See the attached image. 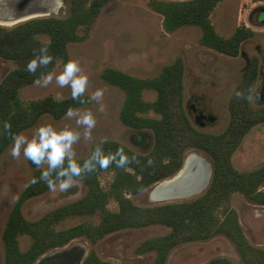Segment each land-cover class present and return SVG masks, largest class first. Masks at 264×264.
<instances>
[{
    "label": "trees",
    "instance_id": "16d2710c",
    "mask_svg": "<svg viewBox=\"0 0 264 264\" xmlns=\"http://www.w3.org/2000/svg\"><path fill=\"white\" fill-rule=\"evenodd\" d=\"M113 0H69V13L65 17L36 18L14 27L0 26V59L21 63L10 71L0 83V129L3 123L11 124L12 133H23L43 116L61 120L69 107L79 109L91 104L88 96L80 100L71 97L56 100L52 96L24 101L20 92L34 85L33 80L41 72H53L59 65L71 59L69 46L83 43L98 21L102 10ZM224 0H149L150 9L163 17L167 33L189 26L202 30L200 45L228 57H238L242 45L255 36V32L242 25L228 37L216 31L212 16ZM43 46L53 55V62L38 69L35 75L26 71V64ZM185 65L182 59L164 67L152 79H142L120 70L108 68L102 73L105 83L119 88L125 94L120 111L121 123L134 131H149L154 142L148 153H138L127 146L106 140L105 153L123 148L129 157H135L125 168L109 165L97 168L78 179L86 188V194L72 203L63 205L36 221L23 215L22 208L28 201L50 192L39 178L38 170L30 161L33 170L31 181L21 193L10 212L3 232L5 251L4 264H35L44 254L64 248L74 240L85 238L97 244L107 236L127 230L164 226L165 235L142 242L136 253H154L153 264H167L171 253L181 245L205 242L224 237L232 243L242 264H264V248L252 245L240 223L238 212L231 206L232 197L242 195L249 203L264 206V165L252 171L241 172L233 163V156L250 131L264 125V108L255 110L250 105L259 77V62L253 59L245 69L239 90L244 96L237 99L233 93L229 102L230 121L220 134L198 130L191 122L184 100ZM154 91L156 99H144V92ZM152 114L156 116H152ZM100 143V142H99ZM97 143V144H99ZM96 144V145H97ZM12 145L10 134L0 131V158ZM95 145V146H96ZM89 154L79 159H86ZM190 150L205 153L212 167V178L206 191L189 201L140 207L131 196H137L155 184L174 176L183 166L185 155ZM152 163L149 164L148 161ZM111 174L108 188L100 177ZM115 202L117 211L110 208ZM88 218L66 229H59L69 218ZM99 218L95 223L94 219ZM29 237L30 246L23 251L20 239ZM83 264H112L103 261L96 251L89 252ZM206 264H235L230 259L218 257Z\"/></svg>",
    "mask_w": 264,
    "mask_h": 264
},
{
    "label": "rangeland",
    "instance_id": "374dc122",
    "mask_svg": "<svg viewBox=\"0 0 264 264\" xmlns=\"http://www.w3.org/2000/svg\"><path fill=\"white\" fill-rule=\"evenodd\" d=\"M148 2L149 0H113L102 10L90 31L89 38L83 43L69 46L71 59L78 60L82 71L88 76L84 96L90 97L96 89H104V96L99 103L91 100V104L77 109L80 112L91 111L96 117V126L90 137L82 136L74 145L78 159L86 157L92 147L101 140L121 143L141 154L148 153L153 146L154 137L151 132L134 131L121 123L120 111L125 94L119 88L103 81L102 73L108 68L138 78L152 79L157 77L164 67L173 64L177 59H182L185 65L184 100L191 122L200 131L220 134L230 121V99L240 84L248 64L257 59L259 77L250 105L255 110L264 108V0H224L212 16L216 31L222 37H230L242 25L255 32L253 38L243 43L238 57H228L202 47L200 45L202 30L198 27L185 26L173 33L165 32L163 17L153 12ZM68 13L69 0H66L63 8L55 16L65 17ZM19 67H21L19 62L0 59V83L10 71ZM62 68L63 65L59 64L53 73L59 74ZM20 95L24 101L48 96L63 100L71 97V90L68 87H58L53 79L47 87L36 85L24 87ZM143 96L149 102L156 99L154 91H146ZM99 104H103V112L97 110ZM196 110H202L206 115L212 116L213 121L205 127L199 126L195 120ZM44 123H50L57 129L71 127L83 133V129L75 124L74 117L65 116L61 120H55L50 116H43L34 127L23 134L30 137L35 129ZM11 146L0 158V264L5 262L3 232L10 212L33 175L29 161L23 154L19 159L10 155ZM189 152H196L210 162L203 152L190 150L187 153ZM233 163L241 172L252 171L264 165V125L253 128L245 137L233 156ZM43 167L47 165L44 164ZM100 180L103 187L108 188L112 176L104 173ZM152 189L153 187L130 198L140 207L169 203L152 202L150 200ZM85 194L86 188L77 182L66 192H48L28 201L22 208L23 215L30 221L39 220L45 214L81 199ZM200 196L178 202L194 200ZM231 206L238 212L249 242L256 247L264 248V206L251 204L240 194L232 197ZM110 208L113 211L118 210L115 202L110 203ZM257 211L261 212V216L255 215ZM87 219L69 218L58 228H70ZM94 222L98 223L99 218H95ZM168 232L169 229L164 226L127 229L113 233L97 244L80 238L68 246L72 249L86 246L89 252L96 251L103 261L112 264H153L154 253L139 255L136 249L145 240ZM30 243L29 237H22L21 249L27 250ZM218 257L242 264L234 245L224 237L181 245L171 253L167 264H206Z\"/></svg>",
    "mask_w": 264,
    "mask_h": 264
},
{
    "label": "clouds",
    "instance_id": "9594fccd",
    "mask_svg": "<svg viewBox=\"0 0 264 264\" xmlns=\"http://www.w3.org/2000/svg\"><path fill=\"white\" fill-rule=\"evenodd\" d=\"M53 55L49 53L47 46L39 49L38 53L26 64V71L35 75L38 69L46 68L53 62ZM55 79L56 85L60 88L68 87L71 90V98L81 100L88 86V76L82 71L78 60L69 59L63 64L62 71L59 74L53 72H41L33 80V84L40 87H47ZM237 99L243 98L244 94L237 90L234 93ZM104 96V89H96L90 100L99 103ZM103 112V104H99L97 109ZM69 118H75V124L83 129V133L71 127L57 129L50 123H44L38 126L34 133L29 137L23 133H12L11 124L4 122L3 133L11 135L12 146L10 155L19 159L23 157L36 166L38 170L41 165L46 164L47 168L40 171L39 178H33L31 183L43 181L50 192H66L74 187L78 179L83 178V174L92 173L99 167L107 169L109 165H115L117 168H125L136 158L129 157L123 148H117L115 152L105 153L103 145L106 140H101L95 146L91 154L82 162L77 158L74 145L83 137H90L92 130L96 126V117L91 111L80 112L69 107L65 112ZM152 163L151 160L148 161ZM257 217L261 212L255 213Z\"/></svg>",
    "mask_w": 264,
    "mask_h": 264
},
{
    "label": "water",
    "instance_id": "95a60500",
    "mask_svg": "<svg viewBox=\"0 0 264 264\" xmlns=\"http://www.w3.org/2000/svg\"><path fill=\"white\" fill-rule=\"evenodd\" d=\"M52 2V0H0V23H12L13 25L5 26L3 24H0V26L14 27L32 19L55 16L59 12L56 14H52L51 12L38 14V11H45ZM65 2L66 0H61L63 6L65 5ZM13 18L15 19L12 20ZM208 121H211V119L209 118ZM196 124L201 127H205L206 121L204 122V116H199L196 120ZM204 160L206 162V169L201 171V179L209 177V180L211 181L212 167L210 162H208L205 158ZM183 166L174 176L155 184L153 188L163 182L174 180L183 170ZM176 202L178 201H169V203ZM88 254L89 251L86 246H82L78 249H72L67 245L64 248L56 249L44 254L35 262V264H83Z\"/></svg>",
    "mask_w": 264,
    "mask_h": 264
},
{
    "label": "bare ground",
    "instance_id": "6f19581e",
    "mask_svg": "<svg viewBox=\"0 0 264 264\" xmlns=\"http://www.w3.org/2000/svg\"><path fill=\"white\" fill-rule=\"evenodd\" d=\"M50 6L45 11H38V14L51 12L56 14L63 8L61 0H52ZM13 18L12 20H14ZM5 26H13L12 23L4 24ZM204 157L196 152H189L184 159L183 170L172 181H166L158 184L150 192V200L154 203H162L169 201L187 200L200 196L205 192L209 185V177L201 179V171L206 169Z\"/></svg>",
    "mask_w": 264,
    "mask_h": 264
},
{
    "label": "flooded vegetation",
    "instance_id": "af4514ba",
    "mask_svg": "<svg viewBox=\"0 0 264 264\" xmlns=\"http://www.w3.org/2000/svg\"><path fill=\"white\" fill-rule=\"evenodd\" d=\"M194 113H195V120H197L199 116H204V122L206 121V124L211 123L213 121V117L210 115H206L202 110H196L194 111ZM209 118L211 119V121H208Z\"/></svg>",
    "mask_w": 264,
    "mask_h": 264
}]
</instances>
